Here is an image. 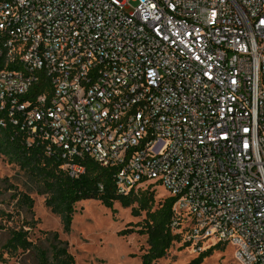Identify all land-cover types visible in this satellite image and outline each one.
I'll use <instances>...</instances> for the list:
<instances>
[{
  "label": "built area",
  "instance_id": "1",
  "mask_svg": "<svg viewBox=\"0 0 264 264\" xmlns=\"http://www.w3.org/2000/svg\"><path fill=\"white\" fill-rule=\"evenodd\" d=\"M0 57V111L69 178L161 186L196 253L264 264V0H0Z\"/></svg>",
  "mask_w": 264,
  "mask_h": 264
},
{
  "label": "trees",
  "instance_id": "2",
  "mask_svg": "<svg viewBox=\"0 0 264 264\" xmlns=\"http://www.w3.org/2000/svg\"><path fill=\"white\" fill-rule=\"evenodd\" d=\"M3 66L4 62L0 57V69ZM43 88V82L35 84L27 98L36 96ZM1 122L3 124H0V155L15 163L20 170L34 179L39 186V193L46 195L45 207L59 217L63 233L70 230L75 205L80 200L95 199L107 208H112L114 202H118L122 207H131L133 216L144 213L142 220L134 225L138 229L123 230V233L136 232L146 237V249L140 255L139 264H154L156 260L166 255L174 242L182 240L181 234L173 232L170 227L174 215L173 198L167 196L155 202L154 191L149 190L150 185L127 195H119L114 182L118 169L102 167L90 159L84 160L85 169L82 175L75 179L69 178L61 168L65 160L60 153L53 150L49 152L43 142L36 141L27 145L25 135L9 122L7 113L2 110ZM20 201L27 207L32 205V200L25 194L21 195ZM0 218L9 220V215L0 211ZM29 226V223H25L19 228H8V238L0 247V263L11 258L18 259L19 256L29 253L32 259L30 264H75L66 241L60 239L56 231H41L44 238L38 237L34 242L30 240L28 230L23 229ZM0 229H4L1 224ZM182 244L187 246L185 242ZM216 246L219 245H213L198 253L185 264H201Z\"/></svg>",
  "mask_w": 264,
  "mask_h": 264
},
{
  "label": "rangeland",
  "instance_id": "3",
  "mask_svg": "<svg viewBox=\"0 0 264 264\" xmlns=\"http://www.w3.org/2000/svg\"><path fill=\"white\" fill-rule=\"evenodd\" d=\"M131 8L134 3L128 4ZM144 189V187H142ZM154 191L155 202L167 197L165 189L158 185H150ZM37 183L26 172L0 155V211L9 215V220L1 219L0 247L8 238V228H19L25 223L30 240L41 237V231H56L60 239L66 241L68 251L73 255L75 264H139L140 255L146 249V237L136 232L123 233L126 228L134 226L144 217L131 214V207H122L114 202L112 208H107L95 199L80 200L75 205V213L68 233H63L59 217L45 207V194L39 193ZM25 194L32 200L27 207L21 204V195ZM44 245L45 242L42 239ZM182 240L174 242L166 255L154 264H185L198 255L189 245L182 244ZM5 257V256H4ZM29 253L11 258L0 264H30ZM201 264H238L230 246H216Z\"/></svg>",
  "mask_w": 264,
  "mask_h": 264
}]
</instances>
